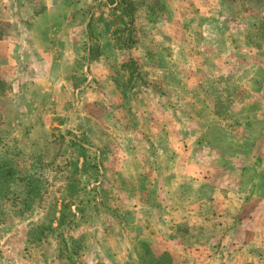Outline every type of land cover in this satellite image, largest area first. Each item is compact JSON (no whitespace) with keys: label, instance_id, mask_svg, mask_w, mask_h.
I'll use <instances>...</instances> for the list:
<instances>
[{"label":"rangeland","instance_id":"374dc122","mask_svg":"<svg viewBox=\"0 0 264 264\" xmlns=\"http://www.w3.org/2000/svg\"><path fill=\"white\" fill-rule=\"evenodd\" d=\"M0 264H264V0H0Z\"/></svg>","mask_w":264,"mask_h":264}]
</instances>
